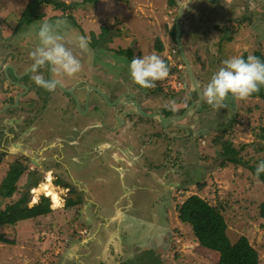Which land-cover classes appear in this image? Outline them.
Listing matches in <instances>:
<instances>
[{
    "label": "rangeland",
    "instance_id": "obj_1",
    "mask_svg": "<svg viewBox=\"0 0 264 264\" xmlns=\"http://www.w3.org/2000/svg\"><path fill=\"white\" fill-rule=\"evenodd\" d=\"M58 1L64 4L40 5L36 11L39 17L27 25L22 17L32 0H0V50H17L0 65H29L30 53L39 45L40 26L66 20L67 26H61L65 46L80 49L78 39L86 37L91 51L85 52L89 56L85 54L81 61L109 66L111 77L118 78L106 90L115 101L104 100L107 105L118 106L97 103L88 113L87 106H81L82 100L75 101L78 108L81 106L79 112L88 114H78V122L86 125L93 119L100 125L94 126L91 143H84L83 149L88 153H74L75 159L67 152L71 150L69 146H55L60 141L54 140L47 160L35 154L31 164L17 157L13 161L15 155H30L28 148L25 151L20 145L21 152L12 145L10 156L0 157V212L24 194L30 199V208H43V197L50 203L49 208L44 206L46 214L40 212L17 225L0 226V234L13 242H0V264H220V253L202 246L193 227L180 217V206L192 195L220 210L228 223L230 240L236 243L246 237L259 252V264H264V219L260 216L264 182L256 175L258 166L264 163V101L252 97L237 101L229 96L228 107L222 109L205 102L203 109L209 113H203L205 122L198 124V139L185 138L190 132L184 128L192 125L193 113L169 129H164L159 120L151 122L146 117L143 119L147 123L134 126L128 117L135 105L144 107L142 102L151 112L171 110L179 116L193 102L197 103L175 34L183 5L187 6L181 11L185 13L183 50L202 89L224 60L244 53L264 55V0H193L191 5L189 0ZM24 49L27 62L19 56ZM151 54L159 55L170 71L154 88L146 89L133 82L129 64L134 56ZM90 78L101 80L98 75ZM49 81L63 89L51 76ZM76 81L68 79V83ZM77 84L82 92L91 93L87 81ZM21 90L15 85L1 88L0 108L17 98L24 99L23 103L30 101L28 96L18 97ZM66 91L74 97L71 88ZM96 96L103 99L100 94ZM26 109L28 106L23 104L9 113L2 112L0 120L24 119ZM107 116L111 129L101 121ZM163 130L169 137H176L172 138L174 141L155 135ZM218 137L230 139L240 149L243 164L220 166L223 147L215 142ZM99 142L103 146H98ZM58 156L68 170L71 185H63L58 179L59 170L54 167L64 166L55 163ZM76 160L90 162L91 182L84 176L88 170L83 168L79 173L71 168ZM102 165L106 167L101 168ZM13 166L23 168L24 173L14 195L6 198L1 187ZM32 181L38 182L30 187ZM46 183L59 194L60 206L56 207L43 189ZM92 188L100 192L97 212ZM69 189L85 197L79 200L69 194Z\"/></svg>",
    "mask_w": 264,
    "mask_h": 264
},
{
    "label": "flooded vegetation",
    "instance_id": "obj_2",
    "mask_svg": "<svg viewBox=\"0 0 264 264\" xmlns=\"http://www.w3.org/2000/svg\"><path fill=\"white\" fill-rule=\"evenodd\" d=\"M182 36H183V31H182ZM11 43L12 42H9V45H11ZM66 43L67 45L69 44L68 41ZM21 44H24V42ZM27 45L28 44L26 43V46ZM22 46L25 49L29 47V46L26 47L25 45ZM37 46L35 45L34 48H36ZM68 46L66 47H68L74 53V55H76L77 58L80 59V61L83 59L85 54L86 57L89 56V54L87 55V53H85V51H82L81 49L71 48L70 44ZM25 49L19 52V56H23L22 59L25 60V62H27V60L25 59L26 55L22 54L26 52ZM15 52H17V50L15 49H9V50L6 49L4 50V52L0 50V62L2 63L5 59L8 60L7 56L13 57L14 55H16ZM30 58L32 59L31 56ZM28 64L29 65L23 63L24 66H20V64L17 65L12 64V63H5L3 66L0 65V90L1 88H6L8 86L15 85L20 87V89H22L21 92L18 93V97H20L21 95H25L28 96V99L30 100V101L26 100L27 103H23L25 102L24 99H22L23 101L22 102L17 98L13 103L6 104L4 106L5 108L4 107L0 108V113L2 112L9 113L14 108L18 109V106H21L23 104H26L28 106V110L26 109L24 113L26 115V117L25 116L23 117L24 119L10 118L8 119V121H4L3 119L0 120V157L3 155L4 157H6L7 154L8 156H10L9 148L12 145L18 147L20 145L22 146L23 150L25 151L29 150L30 155L29 156L22 154H20L19 156L15 155L13 161L16 162V157H17L20 161L23 160L31 164L30 160L34 158L35 154H37L43 160H47L49 156L48 154L53 152V148H54L53 145L55 144L52 143L53 140L61 142V143L58 142L57 144H55V146L61 144L63 147L64 146L70 147L71 150H68L67 152L71 157V159H75L74 153L76 155H84L85 153H88L86 152L87 150L83 149V147L85 148L84 143L85 142L91 143L92 141L91 138L94 137V131H93L95 129L94 126H100V125L95 124L94 121H92L93 119L91 120V122H89V124L86 125L78 122V118H77L78 114L86 115L80 113L79 108H81V106L83 105H86L87 106L86 112H88L91 106H96L97 103H101V104L105 103L104 101L105 99H108V101L110 102H114L115 100H111L110 93H108L106 90L107 88H111V84L115 83V81H117L118 78L114 80L111 77L112 72L108 70L110 68L109 66L108 67H106L105 65L104 67H100L98 65L93 66L91 63H88V60L86 63L84 61H81L82 71L76 76L72 77L73 80L77 79V81L75 82L76 84L73 82L68 83V79L71 77L57 73L50 65L38 64L37 66V63L34 62L33 59L32 62ZM37 74L42 75L44 79L48 81H49V76H51L53 80L59 81V83L62 85V88L64 90L61 89L56 84L53 91H48L44 87L38 86L33 79L34 75ZM92 75H98L99 78L101 79L100 82L92 81V79L90 78ZM86 81L87 84L90 85V90H91V93L88 95L85 92H82L81 89L83 88H81L79 84H77V83H84ZM13 82H16V84ZM197 82L199 81L197 80ZM80 85H84V84H80ZM199 87L201 89V85H199ZM70 88H71V92H73L74 94V97L72 95H69L66 91V89H70ZM96 94L102 95L103 99L98 98ZM196 94H197L196 95L197 103L200 102V105L196 104L193 110H191V113L189 114V115H191L192 113L194 114V121L190 127L188 126V129H190L191 131L190 134L186 133L185 138H188L189 136L190 138L197 136L196 139H198V136H200V131H198L197 129L198 124L201 125L203 122H205L203 120V115L209 113L208 110L205 111L203 109V105L205 101L201 99V96L200 94H198V91L196 92ZM81 100L84 103L78 108V106L75 104L76 103L75 101H81ZM142 104H143L142 106L144 107H138V105H135L134 109L131 110L132 115L128 116L131 118L130 121L135 123L134 126L141 125L142 123L144 124L147 123L143 119L145 118V116H143L140 113L138 108L142 109L147 113H154L157 111L156 110L151 112L149 107L147 108L143 102ZM111 105L106 104L107 107L118 106V105L115 106H111ZM76 107L78 109V112H75ZM51 109L55 110L56 113L50 111ZM162 113L165 117L179 116L177 115L176 112H172L171 110H166V111L164 110L162 111ZM135 114L137 115L136 117L134 116ZM86 116H88V114ZM146 118L145 120L147 121L152 120L151 122L155 120L152 118H147V119ZM101 121L103 122V125H105L106 128L111 129L110 124H108V116L107 118H105V120L101 119ZM172 127H174V123L169 124L167 129ZM55 129L56 132H53ZM163 131L164 133L162 134L155 133V135L164 138V140L170 139V141H174L173 139L176 137H169L168 135H166L165 130ZM30 134L31 136L28 137ZM29 146H33L34 148H29ZM98 146H103V143L99 142ZM18 150L20 151V147ZM61 158H62L61 156L55 158V163L58 164L62 163L60 162ZM75 162H76L75 165L74 164L73 166L70 165L71 168L75 169V171L79 170V173H81L80 170H82L83 168H85L86 171L88 170V173L84 176L87 177L88 182H91L90 177L93 174V171L90 162L81 161V160H76ZM59 167H54L55 169L59 170L58 179L61 180V183L63 185H71V181L69 180L70 175L68 173L65 164L64 166L61 165V168ZM105 167H106L105 165L101 166V168H105ZM34 174L36 173L34 172ZM91 190L93 192V200H94L93 206L95 207L94 211L96 210L97 212V210L99 211V204H100L98 202H100L101 200V197L99 196L100 192L97 189L95 190L94 188H92ZM68 192L69 194L70 193L73 194L74 197L77 196L79 200L82 196L85 197L84 194H77V190L73 192L71 189H69Z\"/></svg>",
    "mask_w": 264,
    "mask_h": 264
},
{
    "label": "clouds",
    "instance_id": "obj_3",
    "mask_svg": "<svg viewBox=\"0 0 264 264\" xmlns=\"http://www.w3.org/2000/svg\"><path fill=\"white\" fill-rule=\"evenodd\" d=\"M61 26L66 27V20H57L54 24L43 23L38 32L39 45L30 53L37 64L50 65L60 74L74 77L82 71L80 59L65 46ZM90 41L80 36L78 47L90 52ZM215 72L206 87L201 89V99L216 109L227 108V100L231 96L234 100L243 101L258 93L264 86V61L249 54L247 59L235 56L226 59ZM169 67L157 54L133 57L129 64L130 76L134 83L142 88H154L156 82L169 75ZM38 86L53 91L55 84L45 80L42 75H34ZM264 171V163L258 166L257 174Z\"/></svg>",
    "mask_w": 264,
    "mask_h": 264
},
{
    "label": "trees",
    "instance_id": "obj_4",
    "mask_svg": "<svg viewBox=\"0 0 264 264\" xmlns=\"http://www.w3.org/2000/svg\"><path fill=\"white\" fill-rule=\"evenodd\" d=\"M53 4L56 7H61L64 3L58 0H32L24 12L22 21L27 25L32 24L39 16L36 14L38 7L42 4ZM248 54L244 53L242 57L247 59ZM255 56L264 61V55L256 52ZM252 98H260L264 101V86L261 87L258 93H254ZM264 131V128H263ZM264 138V135H262ZM217 144L222 145L223 151L219 156L222 158L221 167H226L229 164H243V158L240 156V149H237L230 139H215ZM244 149L245 147H241ZM24 173L23 168L13 166L8 175L3 180L1 187L2 196L9 198L14 195L17 190V182L20 176ZM256 175L264 182V173ZM38 181H32V185H36ZM68 186V185H66ZM29 198L24 194L23 198L14 204L8 205L7 208L0 212V226L17 225L20 221L33 219L40 212L44 213V206H48L46 197L42 198L43 208H30ZM260 216L264 219V203L261 205ZM45 211H47L45 209ZM180 217L183 222L189 223L194 230V233L200 244L208 249L214 250L221 255L220 264H259V252L253 247L246 237H241L239 241L233 243L228 235V223L224 214L216 207L210 205L205 199L198 195L190 196L180 206ZM1 243H13L4 234H0Z\"/></svg>",
    "mask_w": 264,
    "mask_h": 264
},
{
    "label": "water",
    "instance_id": "obj_5",
    "mask_svg": "<svg viewBox=\"0 0 264 264\" xmlns=\"http://www.w3.org/2000/svg\"><path fill=\"white\" fill-rule=\"evenodd\" d=\"M192 1L193 0H189L188 1V4L191 5L192 4ZM209 1H211V2H220L222 0H209ZM185 6L186 5H183L181 7V11L183 10V8H185ZM194 6L195 5H192V7H194ZM192 7H189V8L191 9ZM189 8H188V11H189ZM181 11H180V14L178 16L177 23H176V30H175L176 39H177V42H178V44L180 46V50H181L182 56L184 57V60L186 62L187 71L189 73V76H190L191 82H192V84L194 86V89H195L196 92L198 91V94H200V96H201V89L199 87V84H198V82H197V80H196V78H195V76L193 74V71L191 69V65H190L187 57L185 56L184 50H183V44H182V41H181V37H182V17H183V15L185 13H183ZM37 66H38V64H37ZM196 104L197 105H200V102H198V103L193 102V104L185 111V113L183 115H181V116H174V117H172V116L171 117H165L163 115V113H162V110H157L154 113H147V112L143 111L140 108H138V110L140 111V113L143 116H145L147 118H152V119L159 120V122L161 123L162 127L164 129H166L169 126V124H173L175 121H179V120H182V119L186 118L191 113V110H193V108H194V106ZM184 129L186 131H189V132L191 131L190 129H188V127H185Z\"/></svg>",
    "mask_w": 264,
    "mask_h": 264
},
{
    "label": "bare ground",
    "instance_id": "obj_6",
    "mask_svg": "<svg viewBox=\"0 0 264 264\" xmlns=\"http://www.w3.org/2000/svg\"><path fill=\"white\" fill-rule=\"evenodd\" d=\"M50 174V173H49ZM48 174V175H49ZM50 178V177H49ZM48 181V180H47ZM45 182V181H44ZM53 182V181H52ZM50 183H46V184H42L43 185V189L48 191V195L52 197V200L55 204L56 207L60 206L61 201L59 198V194L56 191L51 190V187L49 185ZM52 184V183H51ZM58 191V190H57ZM60 193V192H59ZM39 196V195H38Z\"/></svg>",
    "mask_w": 264,
    "mask_h": 264
}]
</instances>
